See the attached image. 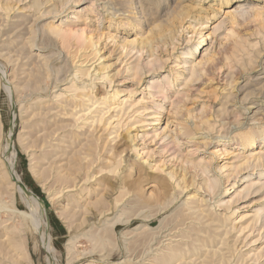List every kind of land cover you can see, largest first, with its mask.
Masks as SVG:
<instances>
[{
  "label": "rangeland",
  "instance_id": "1",
  "mask_svg": "<svg viewBox=\"0 0 264 264\" xmlns=\"http://www.w3.org/2000/svg\"><path fill=\"white\" fill-rule=\"evenodd\" d=\"M169 251L264 264V0H0V264Z\"/></svg>",
  "mask_w": 264,
  "mask_h": 264
},
{
  "label": "bare ground",
  "instance_id": "2",
  "mask_svg": "<svg viewBox=\"0 0 264 264\" xmlns=\"http://www.w3.org/2000/svg\"><path fill=\"white\" fill-rule=\"evenodd\" d=\"M157 87H159V86H157ZM154 88H156L155 86H154ZM102 119V118H101ZM99 120H100V118H99ZM99 122V121H98ZM101 122V121H100ZM244 141H246V142H250V143H253V142H255L256 141V136H249V137H246L245 139H244ZM98 147V146H97ZM98 163V162H97ZM96 163V164H97ZM92 161H91V165L89 164L88 165V171L86 172V175H85V177H84V179L86 180V181H88L89 180V178H90V176H91V169H92ZM100 164V163H99ZM104 164L102 163L101 164V167H104L103 166ZM95 166V165H94ZM86 169V168H85ZM103 169V168H102ZM118 169V168H117ZM106 170V169H105ZM102 171V170H101ZM104 171V170H103ZM77 172V171H76ZM93 173V175H94V172H92ZM99 173H100V171H99ZM102 173V172H101ZM94 177V176H93ZM83 179V180H84ZM81 180V179H80ZM73 187H77V183H76V185L74 184V186ZM225 244V243H224ZM142 253V252H141ZM213 256H214V254H213ZM140 257V256H139ZM178 258H181V255H178V254H176V253H174V251H169V253H168V255H167V257H165L164 258V260H163V263L164 264H170V263H172L174 260H176V259H178ZM155 259H156V257H155ZM143 260V259H142ZM156 262V261H155ZM156 264V263H155Z\"/></svg>",
  "mask_w": 264,
  "mask_h": 264
}]
</instances>
